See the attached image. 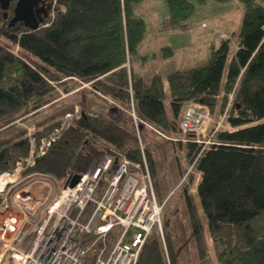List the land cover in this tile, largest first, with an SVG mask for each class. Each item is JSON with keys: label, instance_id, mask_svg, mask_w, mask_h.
Wrapping results in <instances>:
<instances>
[{"label": "trees", "instance_id": "obj_1", "mask_svg": "<svg viewBox=\"0 0 264 264\" xmlns=\"http://www.w3.org/2000/svg\"><path fill=\"white\" fill-rule=\"evenodd\" d=\"M140 1L47 0L46 14L35 29L21 21L9 24L15 0L10 1L7 17L0 8V34L30 56L22 58L0 42V173L26 158L29 137L23 126L14 129L17 124L13 121L56 95L52 80L58 84L67 76L92 80L82 97L98 93L122 105L110 102L105 110L92 111L88 102H83L88 99L83 98L79 115L71 117L47 151L36 156L32 167L22 170L53 174L61 183L72 174L81 175L107 154L117 160L116 165L124 158L141 164L145 161L153 172L152 150L133 128L139 126L136 117L161 131L177 132L186 101H201L213 108L220 91H224L223 101L233 91L226 117L231 128L214 131V140L203 149L196 141L185 143L188 159L200 171L195 195L184 196L187 229L200 264H212L207 234L216 264H264L263 0H238L242 19L232 37L239 48H233L230 33L222 36L202 63L168 71L166 89L160 73L146 78L133 65L146 33L137 10ZM164 1L167 23L187 27L193 2ZM164 49L163 55L172 54L170 47ZM130 106L133 117L123 109ZM44 128L47 131L50 125ZM39 134L34 132L40 140ZM132 168L130 163L128 171L133 172ZM104 172L97 188H103L101 192L114 168ZM161 225L163 236L147 237L136 264H167L161 245L164 240L172 264H178L177 249L187 238L186 228L183 224L180 230L175 228L173 237L168 217L163 216ZM101 246L102 242L95 244L85 264L94 263Z\"/></svg>", "mask_w": 264, "mask_h": 264}, {"label": "rangeland", "instance_id": "obj_2", "mask_svg": "<svg viewBox=\"0 0 264 264\" xmlns=\"http://www.w3.org/2000/svg\"><path fill=\"white\" fill-rule=\"evenodd\" d=\"M189 1L193 2V8L186 19L188 26L185 28L170 26L167 23L165 18L167 6L164 0H141L138 3L137 10L139 16L142 17L145 23L146 33L138 46V53L136 58L133 59V65L137 72L142 76L147 78L151 76V74L156 73L155 71L160 73L159 71L162 68L168 69V72L177 66L180 67V65L186 63V60L188 59L187 54L190 50V45L192 46V50L190 51L197 52L198 54H201L202 51H206V49L209 52L212 45H216L217 40H221V38H223L222 36L228 35L229 33L228 38H231L230 42H232L233 48H239V43L235 42V37H232L233 33L237 32L242 19V8L238 0ZM204 28L206 30H211L212 33L208 38L203 39L200 31ZM0 42L16 55H19L22 58L30 57L25 54V52L22 54L17 44L7 40L1 34ZM164 47H170L173 50L172 54L163 55V52L165 51ZM199 57H201V55ZM161 76L163 75L161 74ZM162 80L163 87L166 89L167 81L165 77ZM59 82L60 83L58 84L54 80L51 81L53 85L57 86V93L55 96H51L47 102L41 104L36 109L25 112L13 121L17 124L14 129L20 128V126L25 128L26 135L29 137L30 149L28 150L25 159L17 160L13 167L5 169L0 173V220L3 218L4 214L9 211L5 209L4 205L6 203L10 208L15 207L13 211L18 208L17 210H21L22 214L29 220L32 222L38 221L41 224L45 211L47 214L55 204L60 201L59 198V201L54 203L56 196L62 192L63 185L66 188L67 184L64 182L61 183L60 179L56 178L53 174L39 172L32 168L25 173L22 170L24 167H32L36 161V156L47 151V148L69 124L71 117L79 115L81 110L79 103L80 100L83 98L88 99H84L83 102H88V105L92 107V111L101 109L102 107H104L105 110V105L110 102L122 108V105L116 100L110 97L106 99L103 95L98 93H88L85 97H82L91 87L92 80L84 81L75 76H67L61 77ZM223 95L224 91H220L216 97L217 103L213 108H210L201 101L192 99L188 100L186 104L189 102H195L196 104L207 106L209 110V118L204 121L199 130H194L190 134L180 128L177 132L161 131V129L140 120L138 117L135 119L136 123H139L138 128L133 126L135 133L141 136L144 146H148L152 150V157L154 159L153 172L150 171V168L145 161L142 164L131 161V166H133L132 171L139 178L138 183H141V178L146 183L148 182L147 178L143 179L142 174H145L148 171L150 174V177L148 176L149 184L151 183L156 199L161 204V221L163 222V216L169 218V225L172 228L171 235L173 237L175 228L180 230L179 226L182 224L186 228L187 238L180 242V244H183L182 246L179 245L177 249L178 264H200L193 243L190 239L189 230L187 229L184 197L185 194L195 195L196 185L200 178V171L196 168L195 162L188 159L187 154L189 150L185 143L194 140L200 148H203L209 144V142L214 140L213 135L216 129L222 130L221 128L225 127L231 128L226 117L228 114V103L233 99L234 93L233 91H229L225 101H223ZM70 106L72 108L64 110L61 114H58L60 110ZM200 108V106L196 105V111H199ZM123 109L132 117V114H135L132 106L129 108L124 107ZM50 123H53V125ZM46 125H50V129L44 131ZM234 128L235 127L232 126V130ZM34 132H40V140L34 135ZM187 139L189 140L187 141ZM141 149L144 151L143 145ZM107 158L109 157H101L100 160L92 162L82 174L88 173L93 167V164H95L93 171L98 170L99 167L101 168L98 175L99 182L100 177L105 173V162ZM112 163L113 161H111L109 165L111 166ZM44 176H50L49 178L51 180L43 179ZM4 179L5 184L2 187L1 184ZM37 180L44 181L42 184L47 185L45 186L46 190L38 187L31 188L30 191H33V197L29 195L31 199L29 202L22 201L24 196L21 198L17 196V199L15 198L17 193L21 190L27 191L29 189L28 186L31 185L32 182H38ZM110 182L111 179L109 180L106 189L102 192L101 190L103 188L99 186V189H97L98 183H95L93 186L95 199H99L104 195V193L110 188ZM88 188L89 185L86 184L82 192L88 191ZM68 194L69 196L64 199L66 204L83 197L78 195L71 196V193ZM83 195H85V193H83ZM87 195L88 198L80 215L77 214L79 212L78 204L74 207L70 205L65 211L64 208H59L60 213H68L71 221L73 220L72 217H75L77 221L75 227L68 231V235L69 233L70 235L72 232L74 233V239L77 238L80 233L78 229L79 226L77 225L78 222H80L81 215L87 213V211L89 212L88 209L91 210L92 207H94L92 204H88L90 195ZM161 228L163 236L162 225ZM119 233L120 226L115 225L113 233L110 236H108V234L106 235L104 252L112 246ZM150 234L159 235L161 238L159 228L157 227L154 228ZM90 237L91 239L88 244H91V252L95 246L92 245V243L96 235ZM206 239L209 251L208 257L212 264H216L215 250L208 234ZM161 245L167 264H172L165 240Z\"/></svg>", "mask_w": 264, "mask_h": 264}, {"label": "built area", "instance_id": "obj_3", "mask_svg": "<svg viewBox=\"0 0 264 264\" xmlns=\"http://www.w3.org/2000/svg\"><path fill=\"white\" fill-rule=\"evenodd\" d=\"M195 104V102H190L183 111L180 119V126L183 130L190 132L199 130L204 121L209 118L208 107L196 104L201 107L199 111H196ZM105 156L109 157L105 162L106 169L112 158L108 155ZM130 163L129 159L124 158L117 164L115 174L110 182V188L98 202L101 209L96 220L100 219L102 221L99 224H95V221L93 224L78 222L79 232L85 234L92 231L97 232L99 235L104 234L113 223H118L123 227V233L116 240L108 256L106 258L98 257L95 264H134L146 235L156 223L159 224L161 206L156 202L153 195H149L145 181L141 178V183L139 184V178L136 174L128 171ZM94 168L95 166L88 173L99 175L101 168L99 167L98 170L93 171ZM142 174L143 179L147 178L149 181L148 172ZM49 177L44 176L43 179L48 180L50 179ZM85 177L86 174L81 177L79 184L63 188L62 192L54 199V203L59 201V198L60 201L47 214L52 213L60 216L63 213L59 212V208H64L65 211L70 205L74 207L78 204L79 212L77 214L80 215L88 198L87 194L90 195V200L94 189L93 186L95 185L87 182ZM86 184L89 185L88 191L82 192ZM68 193H71V196L78 195L83 197L66 204L64 199L69 196ZM5 209L9 210L7 205H5ZM72 218L73 220L71 221L68 216V222L71 224L68 231L72 230L77 224L75 217ZM43 221L42 218L41 224L38 221L31 222L24 215L10 210L7 211L0 220V264H4L7 261L9 262L8 264H39L36 261L37 252L33 249V246L38 237L46 238L47 236L46 232L43 231ZM127 228H133L128 240L123 238ZM8 236L10 239L5 238ZM50 238V235L47 236V240ZM52 249L53 246L47 247V250L51 251L46 255L48 258L45 264H82L87 252V248L83 246L78 237L74 239L73 232L71 235L70 233L68 235L67 232L66 240L60 243V250L54 251Z\"/></svg>", "mask_w": 264, "mask_h": 264}, {"label": "bare ground", "instance_id": "obj_4", "mask_svg": "<svg viewBox=\"0 0 264 264\" xmlns=\"http://www.w3.org/2000/svg\"><path fill=\"white\" fill-rule=\"evenodd\" d=\"M263 26V25H262ZM264 30V29H263ZM188 101H186L185 102V104L183 105V107H182V111H181V114H180V118H179V125H180V119H181V117H182V114H183V111H184V109H185V107L190 103H188V104H186ZM137 124V123H136ZM178 128H180L181 130H183L182 128H181V126L180 127H178ZM179 129V130H180ZM222 129V128H221ZM178 130V131H179ZM217 130H219V129H216L215 131H217ZM183 131H186V130H183ZM187 133L188 134H190L191 132L190 131H187ZM197 139V138H196ZM195 139V140H196ZM189 139H187V141H188ZM184 141H185V139H184ZM194 141V140H193ZM204 148V147H203ZM202 148V149H203ZM110 155V154H109ZM95 166V164H93V167ZM117 166V165H116ZM115 166V168H114V173H113V175H112V177H111V179L113 178V176H114V174H115V171H116V167ZM92 167V168H93ZM109 167H112V165L110 166H108L107 168H106V170L109 168ZM148 172V171H147ZM130 173H133L134 174V172H131L130 171ZM33 174V173H32ZM86 174V177H85V179L87 180V182H91V183H93V184H97L98 183V175L97 174H93V175H91L90 173H85ZM2 175V174H1ZM84 175V174H83ZM82 175V176H83ZM81 175H80V177H79V179H78V181L75 183V184H79V182L81 181V177H82ZM148 176L150 177V174H149V172H148ZM70 177V176H69ZM68 177V178H69ZM0 178H1V176H0ZM68 178H66V181L68 180ZM146 183V182H145ZM4 184H5V179H4V181H3V183L1 184V186L3 187L4 186ZM65 184H67V183H65ZM74 184V185H75ZM85 184V183H84ZM84 184H83V186H84ZM73 185V186H74ZM67 186H69V187H73V186H70V185H68L67 184ZM146 186H147V190H148V193H149V195H153L154 196V198H155V200H156V202L161 206V204L157 201V199H156V196H155V193L153 192V190H152V187H151V183L149 184V181L146 183ZM63 188H65V186L63 185ZM4 189V188H3ZM94 193H95V191H93L92 192V194H91V199L88 201V204L90 203V204H93L92 206H94V207H92V209L90 210V212H89V214L85 217V215L83 214V215H81V219H80V222L81 223H84V224H86V223H89V224H93L94 223V221H95V224H99L102 220H96L98 217H99V212H100V209H101V206L98 204V202L103 198V196L102 197H100L99 199H95L94 198ZM105 194V193H104ZM29 195L30 196H32L33 197V195H32V191H20L19 193H17L16 195H15V198L17 197V196H19L20 198L21 197H23L22 199V201H26V202H29L31 199H30V197H29ZM17 199V198H16ZM25 202V203H26ZM29 204V203H28ZM5 205H7L6 203H5ZM4 205V206H5ZM7 207L9 208V210L10 211H12V212H17V213H19V214H21V215H23L22 214V211L21 210H17L18 208H16V210L15 211H13L14 210V208H10L8 205H7ZM89 210V209H88ZM52 218H54V220H52ZM108 219V218H107ZM43 225H44V227H43V231L44 232H46V234H47V236H51V238L49 239V240H47V236H46V238H44V237H38L37 238V241H36V243L34 244V246H33V249L37 252L36 253V261L39 263V264H45L46 263V261H47V256L46 255H48V253H49V251H51V250H47V247H49V246H53V249L52 250H54V251H57V250H60V243L62 242V241H64L65 239H66V236H67V232H68V229L70 228V226H71V224L68 222V215H67V213H63L62 215H60V216H56V215H54V214H52V213H49V214H45L44 216H43ZM31 221V220H30ZM32 222V221H31ZM115 225H118V226H120V233L118 234V236H117V239L121 236V234L123 233V227L120 225V224H118V223H113L107 230H106V232L104 233V234H101V235H99L97 232H95V231H92V232H90V233H79V236H78V239L80 240V242L83 244V246L84 247H86L87 248V252H86V255H85V257H84V259H83V261H82V264H85V261H86V259L89 257V254H90V247H91V244H88L89 243V241H90V239H91V237L90 236H92V235H96V237L93 239L94 241H93V243H92V245H95L97 242H102V246L101 247H99L97 250H96V252H97V256H96V258H95V261H96V259L98 258V257H100V258H106L107 256H108V254L110 253V251H111V249H112V247H113V245L115 244V242H116V240H115V242L112 244V246L106 251V252H104V241H105V238H106V235L110 232V230L115 226ZM159 228V231H160V235L162 236V228H161V208H160V213H159V224L158 223H156L152 228H151V230L148 232V234L146 235V237H145V239H144V241H143V243H142V245L144 244V242H145V240L147 239V237L150 235V233L152 232V230L154 229V228ZM132 232H133V228H127L126 230H125V232H124V235H123V238L124 239H126V240H128L129 238H130V236H131V234H132ZM0 234H1V229H0ZM5 238H7V239H10V237L8 236V237H5ZM142 245H141V247H142ZM141 247H140V249H139V251H138V255H137V258H136V261H135V263L134 264H136V262H137V260H138V257H139V252H140V250H141ZM42 250H43V252H42ZM95 261H94V263L93 264H95ZM9 262L7 261V262H4V264H8Z\"/></svg>", "mask_w": 264, "mask_h": 264}, {"label": "water", "instance_id": "obj_5", "mask_svg": "<svg viewBox=\"0 0 264 264\" xmlns=\"http://www.w3.org/2000/svg\"><path fill=\"white\" fill-rule=\"evenodd\" d=\"M11 0H0V8L5 10L3 16L7 17V9L9 8ZM39 0H15L14 6L12 8V15L9 18V24H14L16 21H21L25 26L35 29L38 27L39 23L42 21L43 17L38 14L39 7L35 4ZM117 160L114 159L112 168H115ZM79 174H72L66 183L73 186L79 179Z\"/></svg>", "mask_w": 264, "mask_h": 264}, {"label": "crops", "instance_id": "obj_6", "mask_svg": "<svg viewBox=\"0 0 264 264\" xmlns=\"http://www.w3.org/2000/svg\"><path fill=\"white\" fill-rule=\"evenodd\" d=\"M206 1V0H205ZM207 1H210V0H207ZM212 32H211V30H206L205 28L204 29H202V31H200V34H201V36L203 37V39L204 38H208L209 36H210V34H211ZM220 40H217L216 42L218 43ZM196 43V42H195ZM204 43V42H203ZM196 47H197V45H196ZM199 47H201V46H199ZM189 49L190 50H192V46L190 45V47H189ZM189 50V52H188V54H187V57H188V59L186 60V63H182L181 65H180V67L179 66H177V67H175L174 69H183V68H188V67H191V66H194V65H197V64H199V63H201L202 61H204V59L207 57V55H208V51H207V49H206V51H202V53L201 54H198L197 52H193V51H190ZM201 55V57H199ZM198 57H199V59H198ZM198 60V61H197ZM185 64V65H184ZM167 70L168 69H160V73L163 75V78H164V76L166 75V73H167ZM154 72V71H153ZM155 72H158V71H155ZM147 74H148V72H147ZM51 180V179H50ZM38 182H32L31 183V185H29L28 186V190L27 191H29L30 192V189L31 188H36V187H38V188H42V189H44V190H46V187L45 186H47V185H44V184H42L44 181H40V180H37ZM32 193H33V191H32Z\"/></svg>", "mask_w": 264, "mask_h": 264}, {"label": "flooded vegetation", "instance_id": "obj_7", "mask_svg": "<svg viewBox=\"0 0 264 264\" xmlns=\"http://www.w3.org/2000/svg\"><path fill=\"white\" fill-rule=\"evenodd\" d=\"M36 7H39L38 14H40L42 17L45 16V10L47 7V0H39L36 4ZM44 18V17H43Z\"/></svg>", "mask_w": 264, "mask_h": 264}]
</instances>
